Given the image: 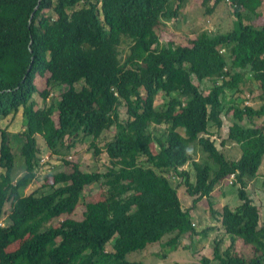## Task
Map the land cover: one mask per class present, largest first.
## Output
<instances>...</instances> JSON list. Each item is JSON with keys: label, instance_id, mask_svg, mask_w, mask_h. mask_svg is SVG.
Listing matches in <instances>:
<instances>
[{"label": "trees", "instance_id": "obj_1", "mask_svg": "<svg viewBox=\"0 0 264 264\" xmlns=\"http://www.w3.org/2000/svg\"><path fill=\"white\" fill-rule=\"evenodd\" d=\"M226 1L237 18L233 30L164 43V20L179 17L187 0H0V118L23 109L25 170L16 177L12 137L0 129V264H146L129 256L168 236L166 244L174 245L194 232L193 207L210 200L230 177L239 185L241 204L214 216L221 217L232 244L242 241L251 257L231 247L221 252L215 242L213 258L196 264H264V223L247 191L264 159V126L253 122L264 116V105L233 108L239 122H250L229 131L228 139L240 147L239 159L228 160L210 138L211 127H222L226 88L243 92L254 81L264 97L262 2L202 0L201 5L211 14ZM245 13L263 20L245 23ZM248 68L251 78L244 73ZM192 75L210 80V90L202 91ZM57 88L55 102L34 108L35 94L47 100ZM160 93L169 100L158 109ZM162 125L160 135L152 131ZM106 132L113 134L103 148L110 163L106 173L85 172L63 158L68 169L53 174L50 185L25 194L42 153L38 136L61 156L90 137L98 156L97 140ZM194 141L217 169L193 158ZM96 183L106 186L102 199L86 203L82 218H74L85 188ZM182 186L194 198L190 209L182 207Z\"/></svg>", "mask_w": 264, "mask_h": 264}, {"label": "rangeland", "instance_id": "obj_2", "mask_svg": "<svg viewBox=\"0 0 264 264\" xmlns=\"http://www.w3.org/2000/svg\"><path fill=\"white\" fill-rule=\"evenodd\" d=\"M261 2L262 5L259 11L262 12V17L264 18V0H261ZM201 4L202 0H187L180 11L179 17L164 20L162 41L166 43L167 41L173 40L176 43H186L188 39L195 38L202 31H207L210 34L226 33L236 27L237 18L234 14V8L229 5V2H222L211 14H208ZM49 14H52V12ZM248 14L251 19H248ZM248 14H244L246 15L244 19L245 23L256 22L259 24L263 20L255 18V15L251 13ZM258 65H260V60L257 62ZM244 73L247 78H251L252 73L250 68L244 71ZM225 79H229V77H225ZM192 81L205 93L212 87L210 80L205 79L199 81L195 75H192ZM35 83L39 91L45 89L44 83L39 78L36 79ZM250 89H252L251 92ZM59 93L60 89H55L53 95L47 100H44L39 94H35L33 97V101L36 104L34 108L45 107L55 102ZM261 95L262 90L259 84L254 81L253 83L248 82L243 92L226 88L222 96L223 109L219 115V119L222 121V127L219 129L216 126L211 127L210 132L212 135L210 138L214 141L217 149L223 152L228 160H237L241 156L239 145L228 139L230 128L236 123L245 127L250 126V122L247 119L239 122L235 118L233 108L243 109L244 106L249 105L257 109L264 105V97ZM168 100L169 98L167 96L160 93L156 97V107L160 109ZM22 114L23 109L21 108L15 115H9L4 119L0 118V129L7 130L12 137L13 152L17 161V178L25 174L23 168L24 159L20 155L22 141L20 134L24 130ZM120 115L121 119L126 118V109L124 107L120 108ZM253 122L256 125L264 126V116L254 118ZM165 129V125L152 127V131L157 135L163 133ZM112 135L111 132H106L97 140L98 147L102 149V153L98 156L94 153V148L91 146L92 138L90 137L78 142L65 156H61L51 153L42 137L38 136V143L42 153L35 170V179L27 187L25 194L27 195L41 190V187L44 185H50L53 174L68 169L69 167L65 166L63 158H66V160L73 164L78 163L85 172L106 173L110 163L106 153L103 152V148L105 143L112 138ZM151 149L153 153H157L159 147L154 142L151 144ZM189 152L200 163L210 165L213 170L218 168L217 164H214L208 158L206 152L197 141L189 145ZM185 168L190 171L191 181H194L195 171L193 166L188 164ZM3 172V169L0 168V173ZM238 188L239 185L235 184L233 177L225 180L215 188L210 200L204 198L193 207L191 219L195 230L194 232L184 234L174 245L166 244L169 237H171L168 236L164 238L161 244H154L140 253H133L129 256L130 260H142L146 264H196L203 257L213 258L215 242H219L221 252L231 247L232 251L236 254L250 258L251 251L248 246L237 239L232 244L231 236L225 232L221 224V217L219 215L214 216V213L221 212L225 206L234 210L241 204L238 197ZM105 190L106 186H101L98 183L87 186L73 217L81 219L85 204L101 200L102 192ZM247 191L254 204L260 210V224L262 225L264 223V159L259 174L255 178L248 180ZM178 193L182 207L184 209L192 208L194 198L186 194L185 187L182 186L179 188ZM104 223L105 220L102 221L100 227ZM107 250H111V244L107 245ZM212 264L219 263L213 261Z\"/></svg>", "mask_w": 264, "mask_h": 264}, {"label": "water", "instance_id": "obj_3", "mask_svg": "<svg viewBox=\"0 0 264 264\" xmlns=\"http://www.w3.org/2000/svg\"><path fill=\"white\" fill-rule=\"evenodd\" d=\"M32 18H33V15L31 16V19H32ZM31 19H30V20H31Z\"/></svg>", "mask_w": 264, "mask_h": 264}]
</instances>
